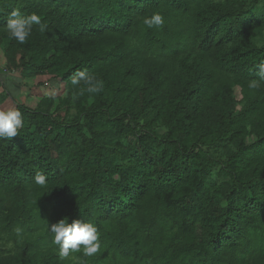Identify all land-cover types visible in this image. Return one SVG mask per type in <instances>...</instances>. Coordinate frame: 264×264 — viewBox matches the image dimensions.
Listing matches in <instances>:
<instances>
[{"label":"trees","instance_id":"16d2710c","mask_svg":"<svg viewBox=\"0 0 264 264\" xmlns=\"http://www.w3.org/2000/svg\"><path fill=\"white\" fill-rule=\"evenodd\" d=\"M16 11L47 28L20 44ZM0 49V264H264V0H0ZM62 219L100 251L61 260Z\"/></svg>","mask_w":264,"mask_h":264},{"label":"clouds","instance_id":"9594fccd","mask_svg":"<svg viewBox=\"0 0 264 264\" xmlns=\"http://www.w3.org/2000/svg\"><path fill=\"white\" fill-rule=\"evenodd\" d=\"M7 24L9 37L15 39L20 44H24L31 36L33 27L40 26V31L43 32L47 25L42 23V18L33 13L29 16H24L16 11L11 14ZM143 24L148 28L162 27L164 25V17L160 12L153 13L150 17L143 19ZM258 76L264 80V64L259 66ZM81 81L87 85L89 93L100 91L98 85L101 83L94 75L87 71H78L72 78L74 85H80ZM259 86V81H252L250 88L255 89ZM82 94V92H81ZM75 100V97L73 98ZM23 126V116L19 110L0 108V139L17 136L18 129ZM45 176L37 174L35 182L41 186L45 185ZM53 235V243L59 246V257L64 260L70 255V252H77L83 246V254L91 257L98 253L101 249V240L97 227L90 222L73 221L62 219L57 223L51 224L49 228ZM19 229L17 232L19 233Z\"/></svg>","mask_w":264,"mask_h":264},{"label":"rangeland","instance_id":"374dc122","mask_svg":"<svg viewBox=\"0 0 264 264\" xmlns=\"http://www.w3.org/2000/svg\"><path fill=\"white\" fill-rule=\"evenodd\" d=\"M2 49H0V55H2L1 52ZM1 66L5 65V60L2 62L0 61ZM13 76L19 77L17 73L13 74ZM37 87V88H36ZM39 88V89H38ZM60 89V83L58 81H50V80H43L41 78H38L36 81H30L28 83V87L22 86L21 93H23L24 97H35V98H42V97H52L56 94V91ZM240 98V97H239ZM13 103L10 104H4L2 106L3 109H13Z\"/></svg>","mask_w":264,"mask_h":264}]
</instances>
